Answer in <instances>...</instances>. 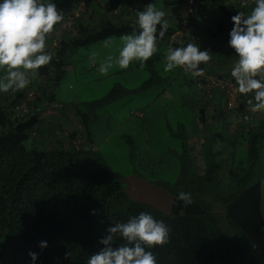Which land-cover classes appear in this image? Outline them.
Instances as JSON below:
<instances>
[{"label": "trees", "instance_id": "trees-1", "mask_svg": "<svg viewBox=\"0 0 264 264\" xmlns=\"http://www.w3.org/2000/svg\"><path fill=\"white\" fill-rule=\"evenodd\" d=\"M80 1L57 0L62 21L72 19L64 30L75 26L77 34L62 38L50 62L38 70L37 78L48 82L39 97L46 105L55 100L53 87L66 74L67 57L81 48L131 33L136 21L125 17L145 0H85L82 8ZM196 1L211 15L214 12L216 24L209 22L212 18H195L182 38L172 40L185 1L157 0L164 10L172 7L177 20H169L158 51L146 64L162 60L168 47L196 43L211 55L200 67L210 63L213 68L209 72L218 73L217 81L236 85L231 68L237 57L227 45L230 17L237 10L249 12L254 1L224 0L218 7L215 5L221 0ZM202 34L205 38L199 40ZM219 48L226 52L219 53ZM134 62L140 66L139 61ZM222 66L225 68L220 69ZM151 70L155 78L145 81L143 87L158 80L157 71ZM204 78L200 79L203 84ZM200 80L196 77V85L207 101L198 106L193 133L203 126L202 165L196 164L189 128L183 126L180 171L175 186L170 185L174 198L169 212L130 196L121 186L119 173L108 167L97 150L73 143L39 147L41 112L30 117L21 114L27 110L26 90L8 97L9 103L1 99L8 95H0V264H31L30 250L39 253L36 264H83L84 257L101 247L98 238L112 219L125 221L141 211L170 227L167 243L152 249L157 264H264L262 183L255 180L263 171L258 165L264 149V111L250 110L247 99L251 93L241 94L239 104L228 107L225 91L200 88ZM127 91L116 83L97 102L116 99ZM212 102L214 114L208 121L206 107ZM229 113L236 115L232 130V120L226 118ZM76 114L81 126H87L80 113ZM221 123L224 126L219 127ZM20 124L23 130H19ZM33 129L36 135L32 136ZM180 191L190 192L193 203L184 205L178 200ZM41 240L48 241L46 248L39 247Z\"/></svg>", "mask_w": 264, "mask_h": 264}, {"label": "rangeland", "instance_id": "rangeland-1", "mask_svg": "<svg viewBox=\"0 0 264 264\" xmlns=\"http://www.w3.org/2000/svg\"><path fill=\"white\" fill-rule=\"evenodd\" d=\"M149 2L151 1L138 2L125 17L126 20L136 21V9L140 6L143 8ZM223 3L224 0H221L215 6ZM158 5L160 6L159 3L157 7ZM113 17L118 19L116 15ZM214 19L213 15L209 21L213 26L216 24ZM169 20L177 19L172 14ZM64 29L66 27L62 22L57 23L47 36L46 48L49 47L52 54L56 52L54 47L62 38L69 39L77 34L75 26L66 31ZM204 38L202 34L198 39ZM121 46L120 37H114L70 54L67 57L69 63L66 65V74L53 87L55 100L49 101L48 105L46 101H39V97L43 96V88L48 85L46 80L40 78L37 82V78L33 79L36 83H30V86L24 88L31 93L26 90L24 106L27 110L21 114L30 117L32 113L41 112L43 122L39 125L42 130L37 133L39 147L52 148L73 143L78 147L84 145L95 149L108 167L119 173L121 186L130 196L169 212L174 198L170 185L175 186L180 171L182 148L179 136L182 135L183 126L189 128V142L196 153V164L200 167L202 165L203 126L199 125L197 133H193V129L195 121H198V106L204 104L207 97L197 87L196 78L185 74L182 69L176 68L165 73L164 58L156 60L152 65L145 63L143 66L133 61L127 69L122 70L114 65L107 75L101 74L98 71L100 63L108 56L115 58ZM203 68L204 75L197 77V81L205 77L204 86L207 88L212 80L218 79V73L209 72L213 68L210 63L203 65ZM222 68L225 67L220 69ZM151 69L157 71L158 80L143 87L145 81L154 77ZM116 83H121L129 91L116 99L97 102ZM216 91L213 89V92ZM221 102L224 106L223 99ZM214 106L213 102L207 103L208 121L214 114ZM76 112L86 120L87 126H81ZM229 114L226 118L232 120L229 126L232 130L236 115ZM22 125L18 126L19 130H23ZM32 132V136L36 135L34 129ZM258 168H264V149L261 151ZM258 174L263 176V171ZM255 180L262 183L264 213V177L257 176Z\"/></svg>", "mask_w": 264, "mask_h": 264}, {"label": "clouds", "instance_id": "clouds-1", "mask_svg": "<svg viewBox=\"0 0 264 264\" xmlns=\"http://www.w3.org/2000/svg\"><path fill=\"white\" fill-rule=\"evenodd\" d=\"M242 2L247 4V0ZM165 17L157 0L137 8L133 31L121 35L118 55L105 58L98 71L107 75L114 65L127 69L133 61L143 66L158 51V41L170 27ZM62 20L57 0H0V93L23 90L50 62L52 54L46 50V39ZM230 20L227 45L237 57L231 68L236 90L245 96L251 93L247 105L252 112L264 111V0H254L249 12L237 10ZM164 60L165 73L180 68L196 78L204 75L200 65H206L211 55L207 48L189 42L165 49ZM177 199L184 205L193 203L190 192H178ZM112 220L98 238L101 247L84 257L83 264H157L152 249L167 243L170 234L164 220L146 211L125 221ZM47 246V240L39 241L40 248ZM29 257L31 264H36L39 253L30 250Z\"/></svg>", "mask_w": 264, "mask_h": 264}, {"label": "built area", "instance_id": "built-area-1", "mask_svg": "<svg viewBox=\"0 0 264 264\" xmlns=\"http://www.w3.org/2000/svg\"><path fill=\"white\" fill-rule=\"evenodd\" d=\"M85 0L80 1V8L84 7ZM185 3H183V10L180 13L178 22H179V28L175 32V34L172 36V40H178L179 38H182L185 35V32L188 31V28L190 24L193 22L195 18H200L203 16L205 19L212 18V15L203 9L202 6H199L197 4L196 0H184ZM64 27H68L66 23L69 24V26L72 24V19L68 18L67 20L62 21ZM200 88H205L203 83L198 84ZM207 88H213L216 90H223L226 93V99H227V106L233 107L237 106L240 102L241 94L236 90L237 85L234 84H227V82L222 83L217 80H212L207 85ZM258 112V111H257ZM248 116V115H247Z\"/></svg>", "mask_w": 264, "mask_h": 264}, {"label": "crops", "instance_id": "crops-1", "mask_svg": "<svg viewBox=\"0 0 264 264\" xmlns=\"http://www.w3.org/2000/svg\"><path fill=\"white\" fill-rule=\"evenodd\" d=\"M247 1H251V0H247ZM252 1H254V0H252ZM173 11H174V9L172 8V7H169V8H165V12H166V18L169 20V18H170V16L173 14ZM175 19H177V17L175 18ZM176 21V20H175ZM49 47L48 48H46V50L47 51H49ZM219 51V53H224V52H226V49L225 48H219L218 49ZM50 53H51V51H49ZM37 78V77H36ZM41 79H43V78H41ZM37 80H38V78H37ZM34 83H36V82H34V81H32L31 82V84H34ZM46 83L48 84V82L46 81ZM30 84V85H31ZM47 84H45V86L47 85ZM30 85H28V86H30ZM26 90H28V89H26ZM20 91V90H19ZM17 93H18V91H16V92H8V93H5V95H8V96H4L3 98H1L2 100H4V101H6V103H9V101H8V97H16V95H17ZM31 92H29V94H30ZM2 94H4V93H0V95L2 96ZM13 99V98H12ZM55 107V106H54ZM51 108V107H50ZM227 116V115H226ZM43 117L42 116H40V123L41 122H43V119H42ZM48 125V124H47ZM46 125V126H47ZM197 133V132H196ZM196 153L194 152V155H195ZM202 161V160H201ZM263 172H264V168H263ZM259 177H262L261 175H259ZM263 177H264V173H263Z\"/></svg>", "mask_w": 264, "mask_h": 264}]
</instances>
